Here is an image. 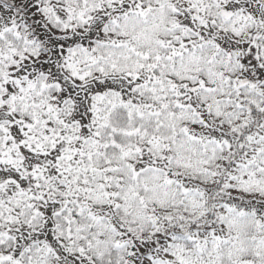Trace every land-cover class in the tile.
I'll return each mask as SVG.
<instances>
[{
  "label": "snow or ice",
  "instance_id": "obj_1",
  "mask_svg": "<svg viewBox=\"0 0 264 264\" xmlns=\"http://www.w3.org/2000/svg\"><path fill=\"white\" fill-rule=\"evenodd\" d=\"M0 264H264V0H0Z\"/></svg>",
  "mask_w": 264,
  "mask_h": 264
}]
</instances>
